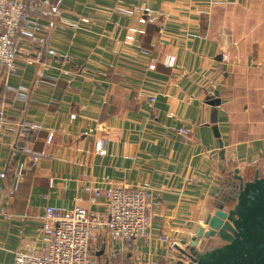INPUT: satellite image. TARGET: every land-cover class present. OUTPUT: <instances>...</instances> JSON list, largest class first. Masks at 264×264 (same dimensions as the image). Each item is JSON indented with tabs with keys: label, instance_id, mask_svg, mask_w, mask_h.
Listing matches in <instances>:
<instances>
[{
	"label": "crops",
	"instance_id": "1",
	"mask_svg": "<svg viewBox=\"0 0 264 264\" xmlns=\"http://www.w3.org/2000/svg\"><path fill=\"white\" fill-rule=\"evenodd\" d=\"M27 1L44 54L28 61L39 45L22 32L31 53L16 72L0 69V264L43 245L48 205L103 216L93 189L123 185L152 191L150 236H97L96 264L171 263L179 250L161 236L185 247L226 171L264 169V0ZM219 84L213 106L206 95Z\"/></svg>",
	"mask_w": 264,
	"mask_h": 264
},
{
	"label": "built area",
	"instance_id": "2",
	"mask_svg": "<svg viewBox=\"0 0 264 264\" xmlns=\"http://www.w3.org/2000/svg\"><path fill=\"white\" fill-rule=\"evenodd\" d=\"M30 8L27 0H0V69L6 74L16 72L17 59L31 53L29 47L21 44L22 32H30L32 43L39 45L32 50L35 56L30 55L27 60L39 62L38 59L44 54L41 46L45 38L39 35L44 25L33 19ZM49 51L54 52L53 49ZM165 62L173 66L175 56L168 55ZM149 66L154 68L155 62L152 61ZM39 74L42 75L43 71L40 70ZM151 100H155L154 95ZM5 110L6 103L0 101V140L6 122ZM21 128L22 133L38 130L35 124H24ZM181 132L188 134L185 128ZM96 149L106 153L107 140L99 139ZM38 158V155H33V162H37ZM5 176L6 172L0 171V177ZM101 196L107 200V211L103 216L92 213L85 206L78 205L63 213L59 208L48 205L40 227L44 234L43 245L17 250L14 264H96L92 245L97 236L106 234L112 240L123 239L127 242L136 237L150 236L153 215V194L150 189L126 185L103 190L95 187L89 198L90 203H95ZM161 239L167 241L170 247L177 248V242L172 237L163 235Z\"/></svg>",
	"mask_w": 264,
	"mask_h": 264
},
{
	"label": "water",
	"instance_id": "3",
	"mask_svg": "<svg viewBox=\"0 0 264 264\" xmlns=\"http://www.w3.org/2000/svg\"><path fill=\"white\" fill-rule=\"evenodd\" d=\"M221 88L219 84L208 91L206 101L221 104ZM213 130L220 137L217 124ZM219 144L224 157L222 139ZM249 173L238 167L226 171L212 209L190 242L177 247L179 254L169 264H264V169Z\"/></svg>",
	"mask_w": 264,
	"mask_h": 264
},
{
	"label": "trees",
	"instance_id": "4",
	"mask_svg": "<svg viewBox=\"0 0 264 264\" xmlns=\"http://www.w3.org/2000/svg\"><path fill=\"white\" fill-rule=\"evenodd\" d=\"M5 73V72H4ZM6 175H7V173H6Z\"/></svg>",
	"mask_w": 264,
	"mask_h": 264
}]
</instances>
